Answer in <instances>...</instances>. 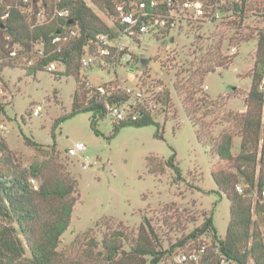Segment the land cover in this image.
<instances>
[{
  "label": "rangeland",
  "instance_id": "1",
  "mask_svg": "<svg viewBox=\"0 0 264 264\" xmlns=\"http://www.w3.org/2000/svg\"><path fill=\"white\" fill-rule=\"evenodd\" d=\"M87 5L112 24L106 12ZM238 15L232 29L200 24L158 42L144 34L133 50L134 59L125 66L111 63L107 69L80 68V82L88 78L99 84L116 78L125 86H144L151 91L159 88L163 101L153 117L159 123L161 138L156 136V124L124 126L115 132L110 116L98 120V135L91 128L92 112L78 113L56 126V121L72 110L79 85L75 77L65 75L63 65H57V71L51 73L43 67L35 70L0 64V141L9 144L13 165L26 169L38 165L40 175L31 178L36 180L37 187L31 183L37 189L45 175L50 184L67 176L76 188L71 222L58 247L62 264L78 259L90 264L106 262L104 239L120 246L116 259L121 258V263L139 264L141 258L130 251L145 217L162 249H171L159 264H172L174 253L202 244L207 245V253L200 264L213 259L217 264H236L223 262L225 258L219 252L218 241L225 238L230 222V202L225 193L219 192L211 170L229 166L218 159L215 145L220 134L230 129L225 117L230 111L247 109L245 99L251 86L248 76L254 70L258 32H264V0L245 2ZM216 49L228 67L216 66L195 87L192 82L199 76L191 77L194 69L206 63L218 64L220 59L209 55ZM193 91L195 101L207 97L206 104L200 100L196 113L201 119V140L185 111ZM39 105L42 110L34 115ZM24 136L35 140L39 148L27 145ZM240 141L236 135L234 155L240 151ZM77 142L85 143L86 149L69 154ZM174 153L181 179L167 164ZM252 200L254 226L264 235V197L253 195ZM210 215L217 237L212 229L189 237ZM95 243L98 247L93 249ZM91 253L97 258H89ZM247 264H253L251 256Z\"/></svg>",
  "mask_w": 264,
  "mask_h": 264
},
{
  "label": "trees",
  "instance_id": "2",
  "mask_svg": "<svg viewBox=\"0 0 264 264\" xmlns=\"http://www.w3.org/2000/svg\"><path fill=\"white\" fill-rule=\"evenodd\" d=\"M92 1L98 9L106 12V15L112 18L113 24L110 25L103 21L84 0L73 2L72 18L79 25V34L65 43L61 51L52 52L40 65L28 68L37 70L53 61H58L65 66V75L74 76L79 85L74 92L71 112L61 116L56 121V126L78 113L92 112L91 128L99 135L98 120L108 116L105 107L107 99L94 89L88 88L86 79L80 82L81 57L86 44L90 45L91 51L94 50L95 45L92 40L96 33L114 34L117 29L121 28V24L115 18L116 11L113 0ZM5 9L4 6H0V45L2 47L0 58H5L8 52L5 48L4 34H10L13 37L12 44L21 45V53H24L31 50L32 40L42 39L49 42L57 31L62 30L53 24L31 28L16 9L12 10L10 18L2 19L1 16ZM67 22L68 20L64 21L65 24ZM258 34L254 70L252 75H249L251 86L245 99L247 109L244 112L230 111L227 114L225 120L231 123L230 129L221 133L215 143L218 159L228 163L229 166L211 170L219 192L225 193L230 202V222L225 238L218 241L219 252L226 261L236 264H247L249 256L253 258V264H264V235L260 229L254 226L252 200L253 195L262 197L264 190V90L262 89L264 32L259 31ZM52 48L53 46L48 45L49 50ZM209 55L213 59L220 60L215 66L206 63L205 66L200 65L194 69L191 77L199 76L198 80L194 79L192 82L195 87L203 82L208 73L215 71L216 66L228 67V63L222 60V53L218 49L216 52H210ZM3 65L19 66L16 60L3 62ZM45 70L47 71V69ZM194 94L195 91L188 95V102L191 103L189 106H185V111L192 124L197 127V135L201 140L203 135L202 127L199 126L201 119L197 118L196 113L200 100L206 104L207 97L195 101ZM113 100L115 101L114 98H112ZM157 100L163 101L162 93L157 96ZM2 110L3 108L0 109V111ZM112 123L115 132L124 126L144 127L156 124L158 127L156 136L160 138L163 136L159 131V123L155 121L150 112L143 113L136 121L112 120ZM52 134L55 137V128ZM236 135L241 138V141L240 151L234 155L232 149ZM24 140L27 145L36 149L40 146L27 136H24ZM0 152V264H62L58 247L61 236L70 225L73 207L76 203V199L73 197L76 190L74 184L67 181V176L64 177V180L57 179L55 184H50L45 175L37 189L31 183V178L40 175L37 172L39 166L31 164L29 169H26L13 165L12 150L3 139L0 141ZM175 160L176 154L174 153L167 164L176 170L177 179H181L182 171L175 164ZM238 185L243 189L242 192L238 191ZM210 229L217 237L212 215L205 219L202 227L192 231L189 237L195 238ZM182 242L184 241L180 243L182 244ZM102 244L103 251L108 253V256L105 257L107 261L96 260L93 264H123L120 261L121 258L116 259L120 252V246L109 243L106 239L102 241ZM92 247L96 249L98 244L95 243ZM244 248L245 251L242 252ZM131 250L130 254L141 258L139 264H147V257H150L149 264H159L167 253H171V249H162L147 217L144 218L139 236ZM93 257L97 258L91 253L89 258ZM217 263L218 260L213 259L209 264ZM68 264L90 263L78 259L72 260ZM130 264L136 263L131 261Z\"/></svg>",
  "mask_w": 264,
  "mask_h": 264
},
{
  "label": "built area",
  "instance_id": "3",
  "mask_svg": "<svg viewBox=\"0 0 264 264\" xmlns=\"http://www.w3.org/2000/svg\"><path fill=\"white\" fill-rule=\"evenodd\" d=\"M78 0H0L5 12L2 19L11 17L12 10L16 9L26 19L31 28L39 25L57 26L62 30L57 31L51 39L44 41L36 39L31 41V50L21 53L22 47L18 43L12 44L13 37L4 34L5 58H0V64L9 60L18 61V65L34 67L52 54L61 51L65 43L79 34L78 23L72 18V3ZM94 7L92 0H84ZM249 0H113L115 4V18L121 24L114 34L98 32L92 42L95 47L91 51L86 44L81 57V67L88 69L100 67L107 69L114 65H127L134 59V48L144 34H150L155 42L168 40V38L183 32L186 28L203 24L223 29H232L238 19L240 8ZM73 19L72 23H64ZM113 24V23H112ZM48 45L53 46L48 49ZM236 47H233L235 50ZM2 47L0 45V54ZM1 57V56H0ZM58 61H53L44 66L48 72H56ZM110 70V69H108ZM86 85L100 95L106 97L105 107L107 115L112 120L123 121L138 120L143 113H154L160 101V89L151 91L144 86H125L120 80L112 79L109 82L94 84L86 78ZM124 97V98H122ZM112 98L115 101H112ZM42 106H37L34 115H39ZM86 149V144L77 142L69 149V154L75 155ZM31 182L36 184L35 179ZM237 189H243L238 185ZM264 197V190L262 191ZM207 253V245L198 248L182 250L171 257L172 264H200L202 257ZM225 262V259H222Z\"/></svg>",
  "mask_w": 264,
  "mask_h": 264
},
{
  "label": "water",
  "instance_id": "4",
  "mask_svg": "<svg viewBox=\"0 0 264 264\" xmlns=\"http://www.w3.org/2000/svg\"><path fill=\"white\" fill-rule=\"evenodd\" d=\"M73 21H74L73 19H70L68 22H69V23H72Z\"/></svg>",
  "mask_w": 264,
  "mask_h": 264
},
{
  "label": "crops",
  "instance_id": "5",
  "mask_svg": "<svg viewBox=\"0 0 264 264\" xmlns=\"http://www.w3.org/2000/svg\"><path fill=\"white\" fill-rule=\"evenodd\" d=\"M249 77V76H248ZM250 78V77H249ZM250 89V88H249ZM249 91V90H248ZM241 111H243V110H241Z\"/></svg>",
  "mask_w": 264,
  "mask_h": 264
}]
</instances>
